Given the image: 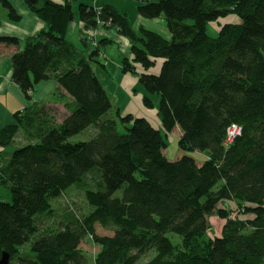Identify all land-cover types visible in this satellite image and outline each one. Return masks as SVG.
I'll return each instance as SVG.
<instances>
[{
	"label": "trees",
	"instance_id": "obj_1",
	"mask_svg": "<svg viewBox=\"0 0 264 264\" xmlns=\"http://www.w3.org/2000/svg\"><path fill=\"white\" fill-rule=\"evenodd\" d=\"M23 1L44 27L22 40L0 34V49L14 47L11 79L27 100L46 79L69 98L66 114L33 101L0 127V255L9 253L8 264H264V0H140L137 12L163 14L170 38L144 28L137 35L107 4L77 3L85 28L129 35L122 71L139 78L145 106L158 96L161 128L109 112L114 101L92 66L105 40L81 30L85 46L96 44L84 52L66 37L75 0ZM0 5L21 19L10 0ZM212 22L216 36L206 31ZM231 124L241 131L229 140ZM173 130L179 149L205 158L168 159ZM80 132L89 139L70 140ZM73 191L86 207L58 212ZM86 240L98 246L93 256Z\"/></svg>",
	"mask_w": 264,
	"mask_h": 264
},
{
	"label": "crops",
	"instance_id": "obj_2",
	"mask_svg": "<svg viewBox=\"0 0 264 264\" xmlns=\"http://www.w3.org/2000/svg\"><path fill=\"white\" fill-rule=\"evenodd\" d=\"M12 6L20 13L21 19L17 22L11 21L6 16V10L0 5V34H10L16 36L18 39H23L30 34H34L40 31L44 27V23L41 19L35 16V14L26 6L23 0H10ZM61 2L62 0H54ZM155 2L158 0H144ZM140 0H75L72 1V11L74 2H84L89 5H109L115 11L124 14L128 24H130L134 33L139 35L140 28L147 30H153L158 34H162L166 38H170L171 33L168 31L167 23L165 22L164 15L161 14L159 17L155 18H145L140 13L137 12V6L139 3L144 2ZM78 5V4H77ZM73 20L69 24L68 30H70L71 39L68 40L75 45L80 50L87 52L86 47L91 49V44L87 43L88 46L83 44L80 37V32L83 30L84 33L90 36H94L95 39H104V43L100 45L103 51V57H97L101 62H93L92 66L95 70L96 75L103 85V81L100 79L99 74H103V78L109 81L120 80V84L130 91L131 87H135L138 79L135 73H124L121 68V61L123 58L130 57L131 39L128 36L118 33L113 27H105L99 25L95 29L85 28L82 22L79 20L77 15V10L73 11ZM224 21V20H223ZM213 23V22H212ZM14 47L0 49V127L12 122V113L16 110L22 109V107L30 105L33 101L48 102L49 104L56 105L59 107L61 113L66 114L64 108L65 102L68 100L69 96L63 90H58L57 92V82L55 79H46L35 85L33 89L32 99L27 100L23 93H21L19 86L14 83L11 79V62H9V57L13 52ZM131 58V57H130ZM162 60L158 59L153 65L150 72L157 73L161 68ZM138 67V66H137ZM140 70L141 68L138 67ZM130 74V75H129ZM116 79V80H114ZM103 87L107 88L103 85ZM108 92V90H107ZM7 93L14 94V99L16 102L9 104L7 100ZM110 94V90L108 92ZM156 95V94H155ZM157 96V95H156ZM141 97V96H140ZM132 98L128 104L129 110H123L121 105H118L115 100V107L122 114H133L138 117H145L150 121L151 125L155 128H161V121L158 116V111L156 110L158 103L154 102L153 95L151 96L153 106L147 107L143 104V100ZM158 99V96L157 98ZM157 103V104H155ZM137 112L134 111V109Z\"/></svg>",
	"mask_w": 264,
	"mask_h": 264
},
{
	"label": "rangeland",
	"instance_id": "obj_3",
	"mask_svg": "<svg viewBox=\"0 0 264 264\" xmlns=\"http://www.w3.org/2000/svg\"><path fill=\"white\" fill-rule=\"evenodd\" d=\"M73 4H74L73 11L75 12L77 10V3L75 4V2H74ZM226 20H233V18L228 16V17H226ZM216 30H217V23L216 22L207 24L206 31L210 35L216 36V34H217ZM69 31L70 30H67L66 37H67V39L69 38V40H70L71 37H70V32ZM91 45L95 47L96 44L94 42H92ZM101 52H102V55H105L102 50H101ZM99 76H100V79L103 81V85L105 87L107 85L106 90H108V92L110 90V94H111V97L113 98V100H115L118 105H121V108L123 110H129L128 104L131 101V99L132 98L140 99L142 97L143 93L145 92V89H143L142 84H140L139 82L136 83L135 87H131L130 88L131 90L128 91L127 89H125L122 86V84H120V80L114 79L116 81L113 82L111 80V81L107 82L103 78V76H104L103 74H99ZM6 95H7V100L8 101H10L11 99H14V94L7 93ZM156 98H157V96L155 94H153V99H154L153 101L158 103L159 99H156ZM115 101L113 102L112 108L109 110V112L112 115H115V113H116L115 112L116 111ZM13 102H16V101L15 100H11L9 102V104H11ZM157 103H155V104H157ZM136 110H138V109L137 108L134 109L135 112H137ZM118 129H119L120 132L123 131L122 125L120 123L118 125ZM178 136H179V131H176V130H173L167 136V139H166L167 146L164 149V153L167 155L168 159L174 160V159H176L177 155H179L180 153L186 154V155H191L192 157L195 158V160L197 162L202 161L205 158L204 157V153L205 152H202V151L197 152V151H190V150L183 152L181 149H179L178 142H177ZM88 137L89 136L86 135V132H84V133L80 132V133L70 137V140L71 141H78L80 139H89ZM123 189H124L123 187H120V189H118L114 193V195L120 196L122 194ZM5 198L9 199L10 198V194L7 193V197H5ZM67 200L69 201V204L66 201H64L63 199L59 200V206L57 208L58 212H61L62 208H65V207L67 208L69 205H72V207L75 209V211H78V212H81V210L86 207L85 201L83 200L82 191L81 192L80 191L71 192L70 195L67 196ZM217 226H218V221L213 220L212 231L213 230L217 231L218 230ZM97 232H99L101 234H104V233L105 234H112L113 233L110 228H108V227L107 228L106 227L103 228L99 224H97ZM166 235L169 238V240H172L173 243L178 244L180 242L179 237H178L177 234H175L173 232H170V233H167ZM27 246H28V244H27ZM82 249H84L87 252L88 255L93 256L94 252L97 251L98 246L95 243H92L91 241L86 240V241L82 242ZM153 255H155V252L152 250L151 254L149 255V258L152 257Z\"/></svg>",
	"mask_w": 264,
	"mask_h": 264
},
{
	"label": "built area",
	"instance_id": "obj_4",
	"mask_svg": "<svg viewBox=\"0 0 264 264\" xmlns=\"http://www.w3.org/2000/svg\"><path fill=\"white\" fill-rule=\"evenodd\" d=\"M241 131V128L237 126L236 124H231L228 128L227 132V139L231 140L232 137H234L236 134H239Z\"/></svg>",
	"mask_w": 264,
	"mask_h": 264
},
{
	"label": "water",
	"instance_id": "obj_5",
	"mask_svg": "<svg viewBox=\"0 0 264 264\" xmlns=\"http://www.w3.org/2000/svg\"><path fill=\"white\" fill-rule=\"evenodd\" d=\"M71 16H70V20H72L73 19V15L72 14H70ZM9 253L8 252H6V251H2L1 252V255H0V264H8V262H9Z\"/></svg>",
	"mask_w": 264,
	"mask_h": 264
}]
</instances>
